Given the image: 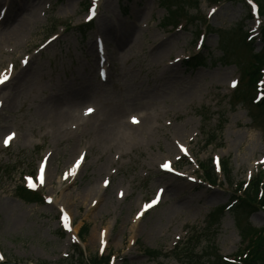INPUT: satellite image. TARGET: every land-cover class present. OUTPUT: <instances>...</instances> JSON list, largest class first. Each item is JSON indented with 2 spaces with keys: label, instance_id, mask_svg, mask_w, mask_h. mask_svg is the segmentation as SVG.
<instances>
[{
  "label": "rangeland",
  "instance_id": "obj_1",
  "mask_svg": "<svg viewBox=\"0 0 264 264\" xmlns=\"http://www.w3.org/2000/svg\"><path fill=\"white\" fill-rule=\"evenodd\" d=\"M13 1L0 0V264L77 262L79 247L88 260L110 255V264H180L171 251L191 228L206 229L215 210L219 255L240 260L242 233L264 230V209L239 216L229 208L264 182V105L256 101L264 98V16L249 12L264 0ZM90 6L100 13L87 22ZM108 20L136 22L140 42L109 41ZM109 55L113 71L100 60ZM90 71L103 87L84 110L127 118L129 107L157 96L156 128L110 144L85 126L55 133L39 106L77 90ZM213 160L231 176L208 181ZM43 161L49 172L40 181ZM171 180L183 187L170 191Z\"/></svg>",
  "mask_w": 264,
  "mask_h": 264
},
{
  "label": "bare ground",
  "instance_id": "obj_2",
  "mask_svg": "<svg viewBox=\"0 0 264 264\" xmlns=\"http://www.w3.org/2000/svg\"><path fill=\"white\" fill-rule=\"evenodd\" d=\"M12 1L13 0H10V2ZM26 1L27 0H24V2ZM99 13L100 12L98 11L97 14ZM102 27L106 31V38L109 41L113 39L118 40L121 37L122 40L125 41L124 43H126V41H130L129 39H131V48L140 42V36H132L136 27V22L134 21L122 24L108 20V22H105ZM17 28L18 29L16 30L14 29L15 31L13 30L7 34V40H12V38L16 35L18 36L23 33L27 29V25L26 23H23ZM140 32L139 34L141 35ZM92 50L93 48L91 49V52ZM113 56L114 58L117 57L118 53H113ZM105 58L104 56L100 57V60L103 61L104 64H106L110 69L112 67V57L109 55V57L107 56ZM111 70L113 71L114 67H112ZM91 74L92 73L90 71V73L87 74L85 81H81L78 89L74 92L67 94H57L46 99L43 101V104L39 106V112L45 114L48 117L49 126L55 133L64 134L68 133L71 129H78L85 126L94 132L95 137L99 142L103 144H110L116 141L123 143L127 140L136 141L138 139H142L143 136H147L156 128L154 118H156V116L159 114H156L157 106H150V103L152 101H156L158 99L157 96L152 99L146 98V100H144L145 102L141 101L132 107H129L133 111L127 118L123 116V111H117L113 114H106L104 111L100 112L99 110L95 109V106L87 107L84 110V103L86 101L91 102L93 98H95V93L97 94V90L103 87L102 82L98 83L90 80ZM144 103H147L144 105L145 107H141V105ZM134 106L138 112L134 111ZM140 108H142V110ZM88 109H93V111L89 113ZM133 118H135V120L138 122H134ZM176 131H178V133L180 132L178 129H176ZM172 141L174 144L180 142L181 138L179 134L172 137ZM174 152L175 149L172 146L170 153L173 154ZM48 172L49 168L46 169V177ZM167 186L170 191L173 190V188L177 190L183 187L181 184L178 185L175 180H171L169 183H167Z\"/></svg>",
  "mask_w": 264,
  "mask_h": 264
},
{
  "label": "trees",
  "instance_id": "obj_3",
  "mask_svg": "<svg viewBox=\"0 0 264 264\" xmlns=\"http://www.w3.org/2000/svg\"><path fill=\"white\" fill-rule=\"evenodd\" d=\"M259 13L264 16V2H258ZM264 105V100L262 103ZM204 119V117H202ZM211 144V142L209 143ZM204 168V175L208 181H217L218 174L214 164L211 162L209 167ZM220 172L224 178H229L232 174V170L228 168V164L221 163ZM234 206L230 209L234 215L241 216L246 212L257 211L258 208L264 209V182L262 184H253L249 188L243 191L240 197H234ZM215 210L209 218V223L206 229L197 230V228L190 229L191 235L185 240L181 241L175 249L171 252L173 256L180 262V264H264V230H261L252 235L242 233L244 243L246 244L244 251L241 254V258L238 261H229L223 259L219 255V251L216 246L217 227L220 226L221 212ZM223 213V211H222ZM219 214V215H218ZM89 228L83 227L81 230V239L83 240L88 233ZM205 242V246L203 243ZM79 258L77 262L74 261H62L58 264H109L110 256H94L89 260L85 258L82 250H78ZM145 254L150 258H161V251L146 250ZM204 258L212 259L211 262L205 263L202 260Z\"/></svg>",
  "mask_w": 264,
  "mask_h": 264
},
{
  "label": "snow or ice",
  "instance_id": "obj_4",
  "mask_svg": "<svg viewBox=\"0 0 264 264\" xmlns=\"http://www.w3.org/2000/svg\"><path fill=\"white\" fill-rule=\"evenodd\" d=\"M0 83H3V80H0ZM93 111V109H88V112L90 113V112H92ZM134 119V122H138V121H136L135 120V118H133ZM9 139H11V137H9ZM7 140H5V144H7ZM164 168H168V164H164V165H162ZM43 179V178H42ZM122 195V194H121ZM65 219H67V217H65Z\"/></svg>",
  "mask_w": 264,
  "mask_h": 264
}]
</instances>
